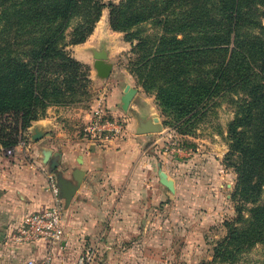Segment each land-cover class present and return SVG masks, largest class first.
<instances>
[{
    "label": "rangeland",
    "instance_id": "374dc122",
    "mask_svg": "<svg viewBox=\"0 0 264 264\" xmlns=\"http://www.w3.org/2000/svg\"><path fill=\"white\" fill-rule=\"evenodd\" d=\"M124 1L100 0L103 5L99 19L94 26V29L96 27L94 45L97 47L96 50L105 48V50L111 51V59L115 63L113 79L120 80L122 84H126V87L132 86L136 89L139 87L143 89L145 94L153 95L155 107L160 113V118L157 120L160 124V130L154 133L166 138L160 141V149L163 150L166 146L173 147L175 151H171L172 160L175 163L186 162V167L180 168L177 165L176 169L191 175V180H187L185 185L193 186V189L186 196L179 198L181 205L176 209V236L173 244L160 243L143 246V256L150 257L149 260L116 259L109 261L107 259V262H101V264H264V184L261 186L256 202L251 201V198L258 192L256 190L258 181H255V176L259 175L261 171L251 167L249 161L251 147L244 151L247 155L248 165H241L240 152L234 155L228 153L230 149L228 126L237 114V104L244 97V92L238 83L232 81L233 75L225 76L224 83L220 86L219 92L217 91L218 93L213 95L211 108L205 115L192 118L186 116L181 119L184 133L173 125L165 123V117L160 112L161 109L156 102L155 95L146 92L142 84L135 78L134 71L138 57L132 51L133 44L139 41V37L148 38L150 35L159 32V29L158 26L155 27L154 19H148L150 17L133 24V18H129V16L135 14V17H145L149 12H158L167 5L179 10L183 6L201 3L204 0H136L130 7L121 8V3ZM3 4L0 3V10L5 9ZM119 9H122L121 13L118 12ZM85 12L81 10L66 21L67 25L64 31L66 42H71L73 36L79 32V26L85 23L86 17L82 16ZM112 15L114 23L111 22ZM172 18H170L171 25L169 27L175 28L180 21L174 20L175 17ZM1 24L0 31H3L0 32V40H11L13 32L9 22L2 21ZM75 26L78 27L75 28ZM113 26L127 27V29L126 31L118 30ZM213 26L218 29L222 25L214 24ZM242 30L247 33L244 34L247 40L241 49L242 54L236 56V59H239L236 66L240 68L243 64L249 65L254 70L256 68L254 64H257L258 61L257 51L256 47L250 46L249 49L248 43L252 42V35L257 32V29L243 27ZM126 35L129 38L133 37V41L128 40ZM182 35V33L175 32V36L180 37ZM185 35H188L187 30ZM80 43H71L66 47V50L70 57L81 64L55 60L40 66L41 77H45V74L49 76L45 79L47 89L60 87L57 96L60 94V98L67 100L70 98L77 99V101L71 100L69 103L52 105L63 106L76 113H80L79 110L89 112L103 108L111 119H118L125 125L126 133L128 124L133 130L139 119H144V111L150 110L151 104L142 102L139 97L140 99L134 101V104H137L135 108H127V111H121L120 115H113L111 111L106 109V96L111 90L110 82L107 83L108 77L102 79L97 76L93 67L94 56L91 49H88V62L77 57V53L72 48ZM233 46L231 40L229 44L224 46L228 49L227 51L222 50L220 46L217 53L189 54L197 61L194 64H189L192 61L190 59L182 60L183 63L180 61L171 62V70L174 76L181 69H184L185 72L180 77H173L169 80L170 83L166 85L172 88V92L167 87L166 94L172 100L191 98L192 93L180 89L183 86L195 85L198 74H202V78H208V70L211 67H218L219 61L225 55L230 54ZM190 50L187 49V51ZM108 61H111L109 57ZM32 67H34L33 62L28 65L27 69ZM189 69L190 71H188ZM75 73H81L83 78L73 82L71 77ZM126 74L130 76L131 81L128 82ZM16 80L17 77L14 78L11 75L8 80L0 82V93L15 94ZM132 81L135 86L132 85ZM49 82L52 84H48ZM65 89L67 90L65 91ZM73 90L74 92L78 90V92L70 97ZM12 121L13 118L8 119V123ZM82 125L77 123L75 128L80 129ZM7 132L9 131L6 130L0 136L6 137ZM252 133L257 145L256 156L262 157L264 156V114L260 113L253 118ZM23 136L24 132L18 131L15 135L17 144L8 147L14 150ZM1 147L5 150L8 148L6 146ZM192 159L193 161L187 164V161ZM238 166L244 171L242 175V184L244 185L241 183L238 185ZM198 191L202 194L201 196L197 194ZM233 229L234 236L229 237V230ZM117 247L118 249L121 247L126 249V247L131 246ZM97 256H99L98 253Z\"/></svg>",
    "mask_w": 264,
    "mask_h": 264
},
{
    "label": "crops",
    "instance_id": "0c3cea01",
    "mask_svg": "<svg viewBox=\"0 0 264 264\" xmlns=\"http://www.w3.org/2000/svg\"><path fill=\"white\" fill-rule=\"evenodd\" d=\"M95 34L96 27L83 43L72 48L80 60L88 62V49L94 54ZM107 54L112 69L107 79L111 90L106 96V109L120 115L127 111L121 108L126 84L113 79L115 63L111 51ZM126 77L131 81L129 75ZM136 90L128 108H135L134 101L141 98L151 104L150 110L144 111V119H159L153 95L145 94L139 87ZM79 111L49 106L45 115L24 131L11 154L0 146V264H29L30 259L50 250L52 264H75L88 248L95 255L91 264L107 259L149 260L143 256V246L175 242L179 198L193 189L185 185L191 175L176 169L177 165L186 167V162L175 163L171 151L160 149L165 136L137 134L138 124L133 130L128 124L127 133L109 142L85 137L82 126L90 121L94 110ZM77 123L83 124L80 129L75 128ZM44 150L51 152L47 160ZM50 162H55L56 167L52 168ZM160 169L173 182V191L161 183ZM59 177L76 186L69 202L60 195L64 213L61 246L17 243L12 238L15 227L30 212L52 204L49 186L53 180L57 183Z\"/></svg>",
    "mask_w": 264,
    "mask_h": 264
},
{
    "label": "trees",
    "instance_id": "16d2710c",
    "mask_svg": "<svg viewBox=\"0 0 264 264\" xmlns=\"http://www.w3.org/2000/svg\"><path fill=\"white\" fill-rule=\"evenodd\" d=\"M135 1L125 0L121 3V8H128ZM0 3L5 5V9L0 10V28L2 21L9 22L13 32L11 40H0V82L8 80L11 75L17 77L15 94L0 93L5 95L0 96V135L6 130L9 131L6 137L0 136V145L8 147L17 144L15 135L18 131L24 132L34 120L45 115L47 106L77 101L76 98H60V94L57 96L60 87L47 89L45 79L49 76L45 74V77H41L40 66L55 60L81 64L70 57L66 47L71 43L84 42L88 38L99 19L103 4L100 0H0ZM81 10L86 11L82 14L86 17L85 23L79 26L80 30L73 36L72 41L66 42V21ZM121 10L118 12L121 13ZM147 17L155 20V27L158 26L159 32L148 38L139 37L135 44L132 42V51L138 57L135 78L146 92L155 95L166 124L173 125L184 133L181 119L186 116L192 118L205 115L211 108L213 95L219 92L226 75H233L232 81L237 82L243 90L244 97L237 104V114L228 126V153L234 155L240 152L241 165H248L244 151L251 147V167L261 171L255 176L258 192L251 198V201L256 202L264 184V156H256L257 145L252 133L253 118L260 113L264 114V0H204L183 6L179 10L167 5L158 12H149L145 17H135V14L129 16L133 18V24L142 22ZM172 17L180 21L175 28L169 27ZM113 19L112 15V23ZM214 24L222 26L217 29ZM243 27L257 29L252 35V42L248 43L249 49L252 46L257 51L258 61L254 64V70L249 65L243 64L240 68L236 66L239 60L236 56L242 54L241 49L247 40ZM113 28L123 31L127 29L119 26ZM186 30L188 35H185ZM175 32L183 35L175 36ZM126 36L133 41V37ZM231 40L234 46L230 54L219 61L218 67L208 70V78H202V74H198L195 85L180 89L192 93L191 98L172 100L166 94L167 87L172 92V88L166 85L170 83L169 80L180 77L185 72L181 69L174 76L171 62L190 59L192 61L189 64H194L197 61L189 54L217 53L220 46L227 51L224 46ZM31 62L34 67L27 69ZM82 76L81 73H75L71 80H81ZM72 92L70 97L78 90ZM6 113L8 114L4 116ZM9 118H13V121L8 123ZM243 173L238 166V185H244ZM232 236L234 229L229 230V237Z\"/></svg>",
    "mask_w": 264,
    "mask_h": 264
},
{
    "label": "built area",
    "instance_id": "2783aa9c",
    "mask_svg": "<svg viewBox=\"0 0 264 264\" xmlns=\"http://www.w3.org/2000/svg\"><path fill=\"white\" fill-rule=\"evenodd\" d=\"M83 136L101 143L109 142L117 137L123 136L125 125L118 119H111L103 108L93 111L89 122L83 128ZM165 150L175 151L166 146ZM12 148L6 152L11 154ZM50 190L53 194L51 205L30 212L14 229L12 238L20 244H45L51 248L61 246L64 235V213L59 187L53 180L50 183ZM51 250L44 255L30 259L29 264H52ZM94 250L88 248L80 254L75 264H91L94 260Z\"/></svg>",
    "mask_w": 264,
    "mask_h": 264
},
{
    "label": "water",
    "instance_id": "95a60500",
    "mask_svg": "<svg viewBox=\"0 0 264 264\" xmlns=\"http://www.w3.org/2000/svg\"><path fill=\"white\" fill-rule=\"evenodd\" d=\"M93 56V67L96 70L97 76L102 79L107 78L112 69V63L108 61L107 51L105 50V48L95 50ZM136 91V88L132 86H127L125 88L121 98V108L123 110H127L130 101L132 100V97L134 96ZM157 120V118H155L154 120H152L151 118L139 119L138 125L136 127V133L145 134L158 132L160 130V124L157 122ZM50 153V150H44L43 154L45 155V160H47ZM50 165L52 168L56 167L55 162H50ZM158 174L161 183L173 191V182L167 179L166 174L161 169L159 170ZM57 183L59 185L61 197H64L65 200L69 202L75 193L76 186L63 177H59Z\"/></svg>",
    "mask_w": 264,
    "mask_h": 264
}]
</instances>
